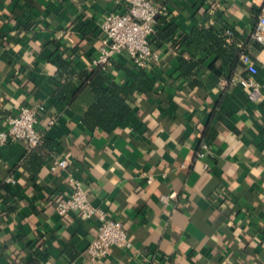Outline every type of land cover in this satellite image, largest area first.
<instances>
[{"label": "crops", "instance_id": "1", "mask_svg": "<svg viewBox=\"0 0 264 264\" xmlns=\"http://www.w3.org/2000/svg\"><path fill=\"white\" fill-rule=\"evenodd\" d=\"M127 1L0 0V126L22 105L45 106L37 148L0 145V264H86L96 220L53 210V199L69 191L68 173L94 206L121 220L131 241L111 248L102 264H264V46L247 51L261 93L254 101L238 83L241 62L216 75L215 53L189 42L196 27L227 24L238 45L260 0H150L165 7L156 30L172 29L154 48L149 88L134 94L109 132L89 129L82 118L93 93L88 85L71 92L95 67L97 19ZM192 57L202 61L183 76L181 59ZM129 63L114 56L102 71L130 86L134 76L118 66L136 74ZM202 142L210 152L199 157ZM60 157L69 165L51 172Z\"/></svg>", "mask_w": 264, "mask_h": 264}, {"label": "built area", "instance_id": "2", "mask_svg": "<svg viewBox=\"0 0 264 264\" xmlns=\"http://www.w3.org/2000/svg\"><path fill=\"white\" fill-rule=\"evenodd\" d=\"M165 7L150 0H128L125 10L103 13L96 21L101 34L98 52L92 59L94 66L104 68L108 61L124 55L135 70L150 72L158 56L151 48L150 38L156 30V17L164 13ZM229 34L228 31L225 32ZM251 39L264 46V0H260L256 22L250 31ZM231 40V37H229ZM246 74L238 83L247 91L248 97L258 100L261 96L259 85L254 79L257 69L246 51L239 55ZM44 104H25L13 115L7 116L0 126V145L14 141L23 142L28 149L37 148L43 141V132L37 128L39 114ZM53 123V119L49 124ZM210 152L209 145L202 142L196 154L204 157ZM69 161L65 157L52 160L48 164L51 172L65 170ZM205 168L208 164H204ZM149 183L152 178L146 176ZM69 191L65 196L53 199V210L60 217L74 215L79 219L96 220V232L83 251L86 264H102L111 248L131 247V241L121 220L105 209L94 206L87 197L83 182L72 174L66 175ZM168 196H161L165 201Z\"/></svg>", "mask_w": 264, "mask_h": 264}, {"label": "trees", "instance_id": "3", "mask_svg": "<svg viewBox=\"0 0 264 264\" xmlns=\"http://www.w3.org/2000/svg\"><path fill=\"white\" fill-rule=\"evenodd\" d=\"M171 29L172 26H167L153 33L150 38V45L153 50L167 37ZM225 31H228L229 34H225ZM229 37H231V40ZM189 42L194 48L196 46L200 47V52L215 53V58L210 63L209 68L216 75L221 74L223 68L231 72L234 66L240 63L239 55L242 51L246 50L247 52L250 48L255 50L263 48L259 42L251 39L250 36L243 38L236 45L234 32L227 24L216 31H213L210 26L196 27L191 31ZM201 61L202 58L192 57L189 60L182 58L179 67L181 74L186 77L190 76ZM221 64L224 66L221 67ZM118 66L125 73L134 76L135 83L126 86L119 83L115 78L109 80L106 73L102 71V67L95 66L88 72H81L83 81L80 82L75 91L71 92L73 96L84 85H88L93 93V101L87 106L82 118L83 124L89 129L98 127L105 132H109L116 122L123 119L130 112L134 94L147 91L149 88L150 72L138 70L134 74L130 68L123 65ZM4 211L0 209V214H6Z\"/></svg>", "mask_w": 264, "mask_h": 264}]
</instances>
